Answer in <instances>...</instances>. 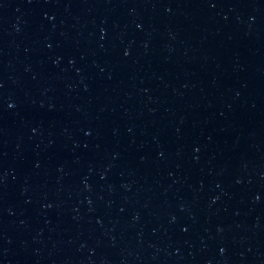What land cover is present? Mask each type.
Returning <instances> with one entry per match:
<instances>
[{"label": "water", "instance_id": "1", "mask_svg": "<svg viewBox=\"0 0 264 264\" xmlns=\"http://www.w3.org/2000/svg\"><path fill=\"white\" fill-rule=\"evenodd\" d=\"M0 264H264V0H0Z\"/></svg>", "mask_w": 264, "mask_h": 264}]
</instances>
